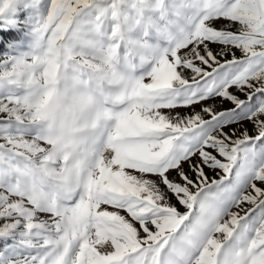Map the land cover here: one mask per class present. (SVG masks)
<instances>
[{
	"label": "snow or ice",
	"instance_id": "6c2138e0",
	"mask_svg": "<svg viewBox=\"0 0 264 264\" xmlns=\"http://www.w3.org/2000/svg\"><path fill=\"white\" fill-rule=\"evenodd\" d=\"M0 241L264 264V0H0Z\"/></svg>",
	"mask_w": 264,
	"mask_h": 264
},
{
	"label": "trees",
	"instance_id": "16d2710c",
	"mask_svg": "<svg viewBox=\"0 0 264 264\" xmlns=\"http://www.w3.org/2000/svg\"><path fill=\"white\" fill-rule=\"evenodd\" d=\"M2 248H3V242L0 241V249H2Z\"/></svg>",
	"mask_w": 264,
	"mask_h": 264
},
{
	"label": "rangeland",
	"instance_id": "374dc122",
	"mask_svg": "<svg viewBox=\"0 0 264 264\" xmlns=\"http://www.w3.org/2000/svg\"><path fill=\"white\" fill-rule=\"evenodd\" d=\"M251 126L249 125V128H250Z\"/></svg>",
	"mask_w": 264,
	"mask_h": 264
}]
</instances>
